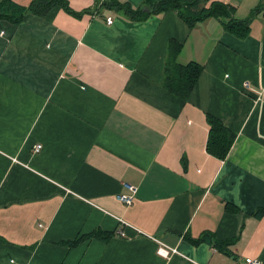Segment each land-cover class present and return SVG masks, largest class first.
Returning <instances> with one entry per match:
<instances>
[{"label":"crops","instance_id":"crops-1","mask_svg":"<svg viewBox=\"0 0 264 264\" xmlns=\"http://www.w3.org/2000/svg\"><path fill=\"white\" fill-rule=\"evenodd\" d=\"M97 1L0 19V264H264V0H220L241 19L261 4L243 38ZM171 40L202 66L184 99L163 84ZM208 114L236 134L223 159L206 150ZM93 232L108 236L71 243ZM203 232L231 254L185 238Z\"/></svg>","mask_w":264,"mask_h":264},{"label":"trees","instance_id":"trees-1","mask_svg":"<svg viewBox=\"0 0 264 264\" xmlns=\"http://www.w3.org/2000/svg\"><path fill=\"white\" fill-rule=\"evenodd\" d=\"M62 7L66 12L80 16L83 13L93 10H84L83 13L73 11L68 0H31L29 4L23 5L14 0H0V19H5L11 23H20L27 13L44 15L53 7ZM97 8H105L113 11H120L126 18L132 21L146 20L152 14H158L168 9H173L182 18L188 27H193L210 17L217 18L223 29L238 38H243L249 31V18L261 9V4L255 5L249 15L244 18H236L233 15V7L220 0H142L136 6L131 5L126 0H98L95 5ZM180 44L171 40L169 42L168 60L165 66L164 86L175 95L184 99L195 85L202 66L196 62L190 61L180 64L176 61L179 53ZM208 123V136L206 140V150L219 159H223L234 139L235 132L229 129L224 123L213 115H206ZM261 209L256 210L253 214L260 215ZM91 236L107 237L108 234L93 232L86 236H80L71 243H76L83 238ZM193 244L200 242L210 243L217 250L230 255L231 252L227 245L233 240L232 238L219 240L212 233L203 232L197 238H188Z\"/></svg>","mask_w":264,"mask_h":264},{"label":"built area","instance_id":"built-area-1","mask_svg":"<svg viewBox=\"0 0 264 264\" xmlns=\"http://www.w3.org/2000/svg\"><path fill=\"white\" fill-rule=\"evenodd\" d=\"M106 22L111 23L112 18L107 16L106 17ZM245 86H248V82H244ZM41 148V144H35L33 150L35 152L39 151ZM125 189L127 190L126 192H120L117 193L116 197L118 200H120L123 204L129 205L132 203V200L135 196L136 193V186L132 183L125 182L123 183ZM123 222V221H122ZM124 223V222H123ZM160 245L157 248V253L162 255V256H168L173 252H177V250L174 247L167 246L166 244L160 242ZM246 264H260V260L258 258H251V257H246L244 259Z\"/></svg>","mask_w":264,"mask_h":264},{"label":"rangeland","instance_id":"rangeland-1","mask_svg":"<svg viewBox=\"0 0 264 264\" xmlns=\"http://www.w3.org/2000/svg\"><path fill=\"white\" fill-rule=\"evenodd\" d=\"M114 12V11H113ZM115 12H117V13H121L120 11H115Z\"/></svg>","mask_w":264,"mask_h":264}]
</instances>
